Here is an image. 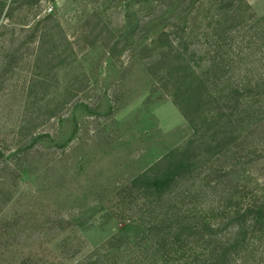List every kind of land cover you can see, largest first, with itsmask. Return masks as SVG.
I'll return each mask as SVG.
<instances>
[{"label":"rangeland","instance_id":"1","mask_svg":"<svg viewBox=\"0 0 264 264\" xmlns=\"http://www.w3.org/2000/svg\"><path fill=\"white\" fill-rule=\"evenodd\" d=\"M262 16L264 0H0V264H145L146 229L176 192L247 169L263 180L264 147L239 160L260 136L249 145L237 133L206 154L210 130L174 187L158 193L138 178L184 151L216 108L223 85L202 75L208 55L263 58V25L250 28ZM190 88L199 97L176 104Z\"/></svg>","mask_w":264,"mask_h":264},{"label":"trees","instance_id":"2","mask_svg":"<svg viewBox=\"0 0 264 264\" xmlns=\"http://www.w3.org/2000/svg\"><path fill=\"white\" fill-rule=\"evenodd\" d=\"M257 25H263V30L255 31V36L260 43V56L264 58V38L261 37L264 16L253 20L250 28ZM160 34L167 36L165 31ZM222 39L219 36L215 41L218 51L221 50ZM167 45L172 47L170 43ZM239 53L236 52L232 59L229 54L222 55L219 61L217 57L208 55V64L202 75H208L210 85H223L213 94L218 96L212 102L216 108L211 110L208 119L205 117L201 124L192 126L195 139L187 142L184 151L166 153L139 175L138 178L145 179L147 187L153 191H168L196 167V156L188 154V151L197 146L199 139L196 138L202 131L212 132L209 139L204 137L205 141L207 139L203 143L207 145L206 154L221 144L232 143L234 134L238 133L237 136L248 141L249 145L254 136H260L259 144L252 141L250 148L244 150L242 147L239 160L246 162L241 164L250 163L251 155L264 147L263 58L255 61L253 52ZM199 79L202 78L195 74L189 84L197 81L202 93L207 88L206 78L203 86ZM187 93L188 99L199 97V91L190 88L176 94L178 101L175 103L182 104ZM192 115L193 119L195 114ZM243 176L245 178H237L235 183L214 176L207 179L206 186L176 192L177 205L173 206L172 212L168 211V216H163L157 226L146 229L153 237L151 241L155 250L147 253L149 260L145 264H264V179L254 178L248 169ZM211 194L214 202L205 210L196 207L198 201Z\"/></svg>","mask_w":264,"mask_h":264}]
</instances>
